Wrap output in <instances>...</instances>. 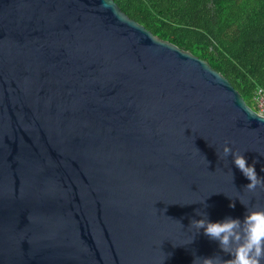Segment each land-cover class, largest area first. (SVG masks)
Masks as SVG:
<instances>
[{
	"label": "water",
	"instance_id": "1",
	"mask_svg": "<svg viewBox=\"0 0 264 264\" xmlns=\"http://www.w3.org/2000/svg\"><path fill=\"white\" fill-rule=\"evenodd\" d=\"M257 116L115 0H0V264L231 259L189 226L264 207Z\"/></svg>",
	"mask_w": 264,
	"mask_h": 264
},
{
	"label": "trees",
	"instance_id": "2",
	"mask_svg": "<svg viewBox=\"0 0 264 264\" xmlns=\"http://www.w3.org/2000/svg\"><path fill=\"white\" fill-rule=\"evenodd\" d=\"M153 33L206 59L248 104L264 87V0H115Z\"/></svg>",
	"mask_w": 264,
	"mask_h": 264
},
{
	"label": "clouds",
	"instance_id": "3",
	"mask_svg": "<svg viewBox=\"0 0 264 264\" xmlns=\"http://www.w3.org/2000/svg\"><path fill=\"white\" fill-rule=\"evenodd\" d=\"M257 117L260 120L264 119ZM223 156L233 157L235 166L250 181L245 186L248 191L255 192L257 187L264 189V177L258 176L255 168L258 161L254 160L250 166L245 155L240 150L234 152L227 143L223 147ZM232 175L234 178L233 173ZM240 202L248 207L244 202ZM230 207L234 208L235 203L233 202ZM200 216L203 218L192 219L189 227L195 229L197 233L203 229L204 235L218 241L221 250L232 257L227 260L220 256L200 258V264H264V207L258 205L248 207V213L243 221L228 217L223 221L211 222L206 213ZM194 264H197L196 259Z\"/></svg>",
	"mask_w": 264,
	"mask_h": 264
},
{
	"label": "built area",
	"instance_id": "4",
	"mask_svg": "<svg viewBox=\"0 0 264 264\" xmlns=\"http://www.w3.org/2000/svg\"><path fill=\"white\" fill-rule=\"evenodd\" d=\"M254 103H255V109L261 113L264 114V87H259L254 94L253 97Z\"/></svg>",
	"mask_w": 264,
	"mask_h": 264
}]
</instances>
